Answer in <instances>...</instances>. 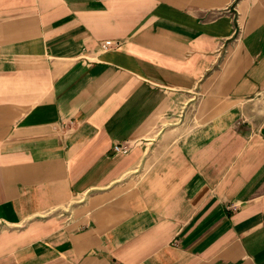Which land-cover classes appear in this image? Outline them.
<instances>
[{
	"label": "crops",
	"instance_id": "crops-1",
	"mask_svg": "<svg viewBox=\"0 0 264 264\" xmlns=\"http://www.w3.org/2000/svg\"><path fill=\"white\" fill-rule=\"evenodd\" d=\"M0 264H264V0H0Z\"/></svg>",
	"mask_w": 264,
	"mask_h": 264
},
{
	"label": "built area",
	"instance_id": "built-area-1",
	"mask_svg": "<svg viewBox=\"0 0 264 264\" xmlns=\"http://www.w3.org/2000/svg\"><path fill=\"white\" fill-rule=\"evenodd\" d=\"M115 44L116 43L113 42L112 40H105L101 42L100 46L103 50H107L113 47ZM130 149H131V144L129 142H126L124 144H114L113 145V150L115 153L126 154L130 151Z\"/></svg>",
	"mask_w": 264,
	"mask_h": 264
}]
</instances>
